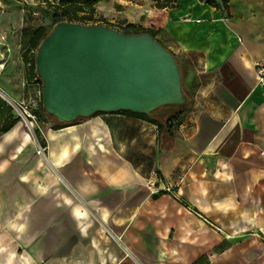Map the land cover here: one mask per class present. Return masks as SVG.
Instances as JSON below:
<instances>
[{
	"label": "crops",
	"instance_id": "crops-1",
	"mask_svg": "<svg viewBox=\"0 0 264 264\" xmlns=\"http://www.w3.org/2000/svg\"><path fill=\"white\" fill-rule=\"evenodd\" d=\"M94 11L107 28L150 31L180 63L189 103L173 139L151 122L104 114L66 127L68 156L53 152L48 136V155L30 161L32 140L2 135L0 264H264V239L255 236L207 259L202 237L191 235L196 211L183 203L223 169L260 174L264 85L254 65L264 64V0H230L229 17L178 0L143 11V23L126 0H101Z\"/></svg>",
	"mask_w": 264,
	"mask_h": 264
},
{
	"label": "rangeland",
	"instance_id": "rangeland-1",
	"mask_svg": "<svg viewBox=\"0 0 264 264\" xmlns=\"http://www.w3.org/2000/svg\"><path fill=\"white\" fill-rule=\"evenodd\" d=\"M126 2L131 7V17L140 19L142 23V16L145 14L143 11L162 5L159 0ZM0 4V50L4 54L0 62V89L5 94L4 98L0 97V102L4 105L3 112L6 114L5 119L0 121V129L5 126L9 117L22 124L23 132L29 135V141L32 140L30 161L48 155L52 146L47 140L49 137L54 141L52 151L68 156L66 127L69 124L119 112H101L69 123L62 122L46 112L42 96L43 81L37 74L36 63L35 75L32 74L30 65L37 51L28 49L29 42L39 28H44L50 33L58 23L106 26L107 22L102 18L103 15H96L95 11L91 12L88 8L82 13L61 16L64 10L57 5L40 6L31 0H0ZM115 8L118 11L122 9ZM55 15H58L59 19H56ZM112 26L125 33L121 22H114ZM132 26L134 29H130L129 33L146 31L140 25ZM176 62L181 73L180 63L177 60ZM183 78L182 92L189 97V93L185 92L187 88ZM168 108L163 110L162 114L181 109ZM15 149L9 147L10 158L15 155ZM253 168L258 174L260 171L258 177L251 174L247 168V171L244 170L241 164L231 168L229 175L223 169L218 176H207L197 189L192 187L193 200L183 202L196 211L195 218L198 221L195 223L200 224V228H195L191 235L202 237L201 246H206L210 255L207 259L214 255L213 251L220 252L241 237L255 236L264 239V158L256 157Z\"/></svg>",
	"mask_w": 264,
	"mask_h": 264
},
{
	"label": "water",
	"instance_id": "water-1",
	"mask_svg": "<svg viewBox=\"0 0 264 264\" xmlns=\"http://www.w3.org/2000/svg\"><path fill=\"white\" fill-rule=\"evenodd\" d=\"M37 49L44 109L62 122L185 103L176 60L149 34L58 23Z\"/></svg>",
	"mask_w": 264,
	"mask_h": 264
},
{
	"label": "trees",
	"instance_id": "trees-1",
	"mask_svg": "<svg viewBox=\"0 0 264 264\" xmlns=\"http://www.w3.org/2000/svg\"><path fill=\"white\" fill-rule=\"evenodd\" d=\"M59 4L57 5L61 9L64 10V14L61 16H66L69 13H82L83 10L88 8L91 12H94L95 6L98 4L101 0H57ZM162 5L160 8H173L178 0H159ZM230 0H201L204 4L208 5L209 7H213L216 10L223 11L224 15L226 17H229V11H228V3ZM56 19H59L58 15H55ZM130 29H134L132 25L130 27H126L124 30V35H139V34H149L152 37L154 35L150 31H136V32H130ZM50 33L47 32L44 28H39L34 32V35L32 39L29 42V48L31 51H37L38 46L40 45L41 41L47 37ZM36 55L33 56V59L31 60V67H32V74L35 75L36 71ZM188 96H186V102L181 105V109H178L176 106H169L165 105L163 107L158 108L157 110L152 111L149 113V115L146 114H139L135 112H129V111H120V114L127 115L129 117H136L139 119H142L147 122H151L158 126L161 133L164 134L165 139H173L174 138V127L179 120V117L181 116L182 112L184 111L185 107L188 105ZM168 107L177 108L178 110L170 111L168 113L162 114L163 110H168ZM4 105L0 102V121L5 119L6 114L3 112ZM99 114V113H98ZM19 123L17 119H13L11 117L7 118V122L3 128L0 129V136L5 135V133L9 132L11 128L16 126ZM56 129H62L60 127H55Z\"/></svg>",
	"mask_w": 264,
	"mask_h": 264
},
{
	"label": "built area",
	"instance_id": "built-area-1",
	"mask_svg": "<svg viewBox=\"0 0 264 264\" xmlns=\"http://www.w3.org/2000/svg\"><path fill=\"white\" fill-rule=\"evenodd\" d=\"M31 1H35L36 5H40V6H47V5H58L59 2L57 0H31ZM4 58V54L1 53L0 50V62L3 60ZM1 67V66H0ZM255 70H256V74H258V84L259 85H264V64L262 62H256L255 65ZM5 94H3L2 90L0 89V97L4 98ZM157 184V175L154 174L151 176V178L148 181V186L151 187H155ZM119 242H121V238L115 237Z\"/></svg>",
	"mask_w": 264,
	"mask_h": 264
},
{
	"label": "bare ground",
	"instance_id": "bare-ground-1",
	"mask_svg": "<svg viewBox=\"0 0 264 264\" xmlns=\"http://www.w3.org/2000/svg\"><path fill=\"white\" fill-rule=\"evenodd\" d=\"M1 6V4H0ZM63 132V131H62ZM22 136V137H21ZM21 137L23 138V143H27L29 141V135L27 133H24L22 130V124H18L12 128L10 132H8L5 136V139L7 141H14L16 138ZM26 146L22 144V146L19 148V152L23 151V148Z\"/></svg>",
	"mask_w": 264,
	"mask_h": 264
}]
</instances>
